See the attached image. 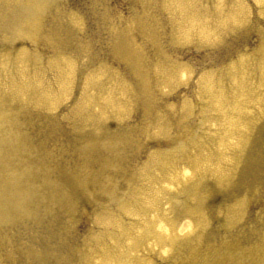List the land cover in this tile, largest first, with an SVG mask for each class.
I'll return each mask as SVG.
<instances>
[{"label":"bare ground","instance_id":"6f19581e","mask_svg":"<svg viewBox=\"0 0 264 264\" xmlns=\"http://www.w3.org/2000/svg\"><path fill=\"white\" fill-rule=\"evenodd\" d=\"M0 264H264V0H0Z\"/></svg>","mask_w":264,"mask_h":264}]
</instances>
